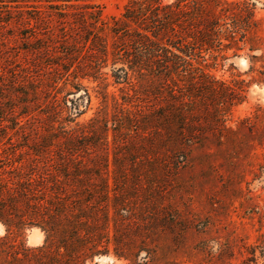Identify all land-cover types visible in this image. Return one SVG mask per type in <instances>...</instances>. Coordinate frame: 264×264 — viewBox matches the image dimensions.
<instances>
[{
  "label": "rangeland",
  "instance_id": "1",
  "mask_svg": "<svg viewBox=\"0 0 264 264\" xmlns=\"http://www.w3.org/2000/svg\"><path fill=\"white\" fill-rule=\"evenodd\" d=\"M222 1L235 4L241 11L235 29L241 50L235 56L233 50H228L226 59L218 58L209 71L227 85L237 82L242 87L245 100L234 106L227 117L232 134L225 135L218 153H195L192 167L179 173L172 167L168 172H158L160 181L154 184L145 180L149 174L145 170L136 175H114L112 166L95 171L97 176L91 177L95 190L108 202L94 208L96 222L91 225L98 235L93 238L97 246L93 255V251L86 250L88 247L79 254H68L63 247L66 234L59 229L60 223L55 224V233L50 236L33 224H49L50 215L42 216L53 197L46 180L55 176L53 168L59 164L56 145L46 146L42 142L52 132L47 118L52 112L47 107L49 100L64 103L85 95L82 90H86L89 100L77 102L83 113L71 116L74 124L82 125L102 108L99 93L104 90L98 83L64 74L61 61L56 60L59 53L44 57L37 51L25 50L27 43L28 48L40 46L30 37V28L44 26L57 32L55 11L48 3L0 4V21L7 22L0 23V264H140L146 250H157L151 264L217 262L196 253L201 242L207 246V252H224L225 259L216 264H242L251 258L248 251L253 247L257 248L255 261L250 264H264V0ZM91 2L101 21L107 24L112 18H120L127 4V0ZM36 7H40V13ZM242 20L248 27L247 34L242 32ZM226 22L233 24V20ZM43 36L36 34L37 38ZM250 46L256 51L250 52ZM101 72L109 75L110 68L104 67ZM74 84L82 86L80 92H76ZM117 88L110 86L108 90L119 95ZM216 146L219 145L212 144V152ZM161 160L172 166L169 159ZM116 178L119 179L114 183ZM132 181L136 183L133 185ZM151 205L162 210L161 221L146 234L147 220L143 215ZM30 208L44 212L38 218L29 214ZM176 214L188 217L192 224L185 240H178ZM205 227L204 233L199 232ZM83 235L75 238H82L80 242L84 244ZM117 249L128 259L116 257Z\"/></svg>",
  "mask_w": 264,
  "mask_h": 264
},
{
  "label": "trees",
  "instance_id": "2",
  "mask_svg": "<svg viewBox=\"0 0 264 264\" xmlns=\"http://www.w3.org/2000/svg\"><path fill=\"white\" fill-rule=\"evenodd\" d=\"M91 1L0 0V4L6 5L48 3L55 11L57 32L44 26L30 28L33 30L30 37L40 46L28 48L27 43L25 50L37 51L44 57L59 53L61 56L56 60L61 61L59 65L64 74L88 79L102 85L104 90L99 93L102 108L82 125L74 124L71 116L83 113L77 102L89 100L86 90H82L85 95L64 103L49 100L47 106L52 110L47 115L52 132L42 142L46 146L56 145L59 164L53 168L55 176L46 180L53 197L47 202L45 212L30 208L29 214L38 218L41 212H44L42 216L50 215L49 224H33L48 236L55 233V224L60 223L59 229L66 234L63 247L68 254H79L86 247L93 251L91 255L96 251L93 238L98 231L91 225L96 222L94 208L107 205L108 201L95 190L91 178L97 176L93 174L95 171L112 166L114 175L128 172L136 175L145 170L149 172L145 180L154 184L160 181L158 172H168L172 167L179 173L192 167L195 153L213 156L220 151L225 135L233 132L227 126V117L234 106L245 100L239 83L227 85L209 71L218 58L226 59L228 50H233L234 56L241 50L235 31L241 11L235 4L222 0H172L170 3L127 0L120 18H112L107 24L101 21ZM37 9L40 7L35 8L40 13ZM228 20H233L231 26ZM3 22L7 23L0 21ZM38 22L43 23L40 19ZM241 24L243 34L249 33L243 20ZM36 34L46 37L37 38ZM25 39L29 41L26 33ZM256 49L250 46L249 51ZM250 58L253 60L256 56ZM104 67L110 68L109 75L101 72ZM110 86L118 87L119 95L109 91ZM81 87L80 84L73 86L76 92ZM108 102L110 109H107ZM213 143L219 146L212 152ZM34 152L40 153L35 149ZM161 158L172 161V166ZM136 181H132L133 185ZM161 214L162 210L153 205L144 213L146 234L155 230L152 225L160 223ZM175 220L180 232L178 240L187 239L192 225L189 218L176 214ZM206 230L207 227L199 232ZM81 233L86 236L84 244L80 242L82 238H75L82 236ZM141 240L146 242L144 237ZM196 249L197 254L205 255L209 261L225 259L222 251L207 252L204 242ZM256 249L248 251L251 258L242 264L255 261ZM114 251L116 257L128 259L119 249ZM154 251L157 250H146L140 264H151L156 256ZM259 252L262 256L263 251ZM128 254L132 256L131 252ZM166 256L164 253L163 257Z\"/></svg>",
  "mask_w": 264,
  "mask_h": 264
}]
</instances>
